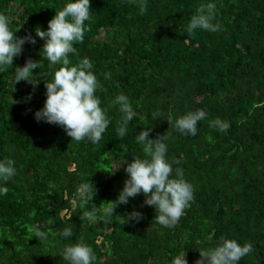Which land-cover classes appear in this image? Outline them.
Segmentation results:
<instances>
[{
  "label": "trees",
  "instance_id": "obj_1",
  "mask_svg": "<svg viewBox=\"0 0 264 264\" xmlns=\"http://www.w3.org/2000/svg\"><path fill=\"white\" fill-rule=\"evenodd\" d=\"M66 2L0 0L15 34L36 38L0 72V159H12L16 168L0 196V264H69L59 254L76 242L93 249V264H170L183 250L195 264L199 249L221 237L252 244L239 264H264V0H90L84 38L68 59L76 64L87 57L102 85L96 95L109 124L95 144L35 119L45 100L43 78L35 87L12 79L29 58L40 66L33 72L48 79L61 66L42 57L44 40L35 27L46 29ZM207 3L215 5L218 30L187 32ZM120 93L136 112L122 138L119 106L111 103ZM197 109L207 115L196 135L178 132L175 119ZM217 119L228 129L220 130ZM143 128L150 138L166 137L172 175L182 169L193 188L194 199L172 228L155 222L142 192L109 217L101 212L128 176L123 161L149 158L150 147L135 139ZM84 182L95 186V195L74 202ZM133 209L141 218L126 220ZM64 227L72 237L59 235Z\"/></svg>",
  "mask_w": 264,
  "mask_h": 264
},
{
  "label": "clouds",
  "instance_id": "obj_2",
  "mask_svg": "<svg viewBox=\"0 0 264 264\" xmlns=\"http://www.w3.org/2000/svg\"><path fill=\"white\" fill-rule=\"evenodd\" d=\"M214 7L213 3L201 5L198 14L191 17L186 31L189 33L195 29L217 31L219 26L213 23ZM90 9V0H67L60 10H55V14L48 20L46 29L39 25L35 27L36 36L44 40L41 48L42 57L49 65L61 64L51 74V79L33 72V69L40 66L36 63L37 60L31 58L22 66L15 67L12 79L14 83L23 79L35 87L43 78L45 100L43 106L35 111V119L61 126L71 140L78 142L87 140L95 144L101 140L109 124L106 109L101 107V100L96 95L102 85L91 70L87 57L76 64H70L68 59L69 52H76L74 44L84 38V22L90 18ZM9 24L10 19L0 14V72L14 65V57L21 53L26 42L36 43V38L31 33L17 36ZM111 103L119 106L121 115L116 133L122 138L126 135L129 123L136 112L126 94H117ZM206 115L203 109L189 111L175 119L174 127L185 136H194L197 133L198 122ZM152 116L156 119L158 113H153ZM166 118L172 123L171 117ZM214 123L220 130H227L229 127L228 122H221L219 119ZM135 139L139 144L150 147L149 158L135 156L130 162L123 161L128 176L116 199L107 201L108 203L101 209L102 215L111 216L119 204L128 203L130 197L142 192L145 194L144 204L154 207L155 222L163 227L172 228L194 199L192 185L184 179L182 169L176 168L175 176L172 175L173 167L166 159V137L162 135L155 139L150 138L149 129L143 128ZM15 174L14 161L0 159V196L7 194L5 182ZM95 192L93 184L81 183L76 188L74 202H78L79 199L91 202ZM86 215L90 220L93 219L90 214ZM141 216L142 213L133 209L125 219L138 220ZM43 235L44 233L37 232L35 236ZM59 235L65 239L72 237V228L64 227ZM199 251L200 257L195 264H239L240 260L252 251V244L250 242L241 244L236 239L221 237L216 246ZM59 255L69 264H93L96 259L93 249L80 242L66 244ZM170 264H188L184 250L174 256Z\"/></svg>",
  "mask_w": 264,
  "mask_h": 264
}]
</instances>
